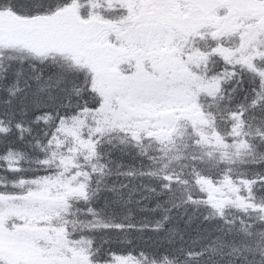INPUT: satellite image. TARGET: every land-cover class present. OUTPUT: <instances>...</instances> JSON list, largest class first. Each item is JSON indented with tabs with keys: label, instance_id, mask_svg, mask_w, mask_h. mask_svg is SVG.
Segmentation results:
<instances>
[{
	"label": "snow or ice",
	"instance_id": "obj_1",
	"mask_svg": "<svg viewBox=\"0 0 264 264\" xmlns=\"http://www.w3.org/2000/svg\"><path fill=\"white\" fill-rule=\"evenodd\" d=\"M0 264H264V0H0Z\"/></svg>",
	"mask_w": 264,
	"mask_h": 264
}]
</instances>
